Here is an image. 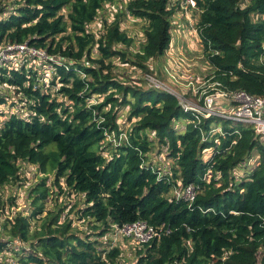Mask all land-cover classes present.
Instances as JSON below:
<instances>
[{
  "label": "trees",
  "instance_id": "trees-1",
  "mask_svg": "<svg viewBox=\"0 0 264 264\" xmlns=\"http://www.w3.org/2000/svg\"><path fill=\"white\" fill-rule=\"evenodd\" d=\"M113 1L19 0L9 11L0 0V42L27 43L63 62L54 66L49 82L54 94L36 83L31 70L0 69V87L12 88L24 105L0 111V189L20 181V163L40 175L28 188L32 209L17 211L0 225V254L13 248L11 264H117L121 249H109L97 238L114 225L144 221L168 233L135 246V264H264V147L249 127L223 124L226 135L206 163L201 151L212 144L202 142L191 123L183 132L173 128L174 122L191 121L192 114L183 112L172 95L118 80L112 72L115 59L143 75L153 73V60L170 46L171 12L168 0H131L105 18L104 6ZM196 3L213 81L225 90L264 97V24L252 20L264 15V0ZM128 17L146 22L132 59L120 49L134 43L121 27ZM97 18L102 30L94 26ZM120 108L128 109L127 119L134 123L126 133L118 124ZM150 132L154 139L149 140ZM121 134L125 141H119ZM112 135L116 144L105 154ZM154 143L158 150L167 148L172 181L148 162ZM254 152L258 166L236 181L233 170ZM175 180L197 188L191 204L167 197ZM52 189L57 195L79 194L83 207L77 215L95 232L80 237L70 220L61 224L62 209L46 212ZM42 215L41 228L31 232V221ZM15 243L23 246L16 249Z\"/></svg>",
  "mask_w": 264,
  "mask_h": 264
},
{
  "label": "built area",
  "instance_id": "built-area-1",
  "mask_svg": "<svg viewBox=\"0 0 264 264\" xmlns=\"http://www.w3.org/2000/svg\"><path fill=\"white\" fill-rule=\"evenodd\" d=\"M123 2L127 4L131 0H115L111 4H106L102 13L105 18H112L113 14L123 10L122 7L117 8L115 2ZM166 10L171 12L170 16V30L171 42L169 48L165 52L166 60L169 66L162 68L163 75L166 82L158 80L155 74V66L151 67L153 73L144 74L143 79L147 88L157 91H163L172 95L180 109L183 112L191 113V123L194 128L199 131L201 141L204 143H211L209 148L201 151L202 161L208 163L212 160L215 154L218 153L221 138L225 137L226 131L223 124H228V127H236L238 124L252 129L255 138L259 139L264 147V97L253 96L241 90H225L221 88V84L214 82V75L212 74L211 66L207 63L204 66L205 75H193L189 71L187 65L191 60L183 58V61L176 62L174 55H183L180 51V45L186 43V38L191 35L198 43L201 44L199 21L202 13L197 6L196 0H168ZM130 23H137L140 20L127 18ZM254 22H261L264 24V15L255 14L252 16ZM97 29L102 30V21L97 18L94 22ZM264 48V42H263ZM188 52L190 51L187 47ZM40 61L49 64V71L40 70L38 75V65L27 68L28 61ZM63 65L62 61L53 55H49L44 49H38L29 46L27 43L16 44L9 42H0V69L8 67L15 71L22 68L31 70L35 73L38 85H44V89L48 87V81L54 73V66ZM86 65H88L86 63ZM208 72L210 73H207ZM166 83L174 84L170 88ZM222 101L225 105H218L217 101ZM12 110V109H11ZM211 121L208 128L205 129V122ZM187 123V124H188ZM188 126V125H186ZM181 126L180 129L186 128ZM234 135L239 136V130L233 131ZM150 139H154V133H149ZM113 138L115 142V137ZM125 141L126 136L121 134L119 141ZM235 141L231 145H235ZM167 149V148H164ZM162 149L163 152L167 150ZM166 153L160 154L157 158H153L148 162L158 172L160 177H166L172 181L173 174L172 160L166 158ZM172 163V164H171ZM259 164L258 159L253 160L252 157L241 163L243 171L233 170L232 175L235 180H240L247 172L254 170ZM211 171L208 170L203 177L205 182H209ZM197 188L193 185L183 186L180 180H175V185L170 190L171 198L176 201L183 200L192 203L197 195ZM114 232L116 236L130 241L135 246H143L153 241L159 240L163 234L168 233L163 227H153L144 221H136L131 224L123 226H112L110 232ZM178 264V263H172Z\"/></svg>",
  "mask_w": 264,
  "mask_h": 264
},
{
  "label": "rangeland",
  "instance_id": "rangeland-1",
  "mask_svg": "<svg viewBox=\"0 0 264 264\" xmlns=\"http://www.w3.org/2000/svg\"><path fill=\"white\" fill-rule=\"evenodd\" d=\"M19 0H5V4L8 6V10L11 11L13 9V4ZM115 6L117 8L122 7V9L125 8L126 4L123 2L116 1ZM63 14H65L64 11H62ZM146 25V22H137V23H130L128 19L125 21V25H122V29L128 35H130L133 38V45L128 48L121 47L120 49L124 50L127 53V57L132 59L134 53H136L140 46L143 43L144 36H143V29ZM186 43L180 45L179 51L183 54L181 56H178L177 53L174 55V59L176 62H182L183 58L187 60H191L187 65L189 66V71L193 75H205V68L204 66L207 65V60L204 57L205 54L203 53L202 45L196 41V39L189 35L186 38ZM187 47L189 48V52L187 50ZM158 60H153L152 64L155 66V74L154 76L162 81L166 82L165 76L163 75L162 68L164 66L168 67L169 63L166 60L165 55L156 58ZM113 63L115 66L112 68L113 74L116 76V78L120 81L126 82L128 85H133L135 83L139 84L142 89H148L145 81L143 79V73L139 69L135 68L132 69V66L130 65H121V61H118L117 59L113 60ZM40 64L38 67L39 71L37 72L38 75H40L41 71L43 70L45 72L49 71V64L45 62L40 61H28L27 68L36 66ZM208 72V69L206 71ZM48 81V87H49ZM170 88L174 87V84L166 83ZM49 89V88H48ZM50 92L54 94L53 89L50 88ZM0 96L5 99V105L3 107H0V111H8L9 109L16 110V108L13 107L14 104H19L20 102L17 100L18 96L14 92V90L6 89L0 87ZM101 98H94L93 101H100ZM218 105H225L224 102L217 101ZM23 105V104H19ZM24 106V105H23ZM7 113V112H6ZM119 120L118 124L120 125V129L123 132H129L131 130L132 125L134 124L133 121H128V109L127 108H120L118 110ZM188 121L181 120L174 122L173 128L177 132H183L184 129H180L181 126H186ZM186 129V128H185ZM150 140V136H149ZM107 141L113 144H107ZM116 143L113 141V138H109L106 140V145H104V148L106 149L105 154L112 153L114 149V145ZM154 148L151 154H148V161L150 158H155L156 154L160 155L163 152L162 150H158L156 144L154 143ZM50 148H55L54 145H51ZM252 159L256 160L258 159V153L254 152L252 155ZM20 181L18 182H12L9 185H6L0 189V225L4 223V221L7 219V217H12L13 214L17 211L25 210L26 212L29 211V209H32L31 201L28 199V188L35 184L40 179V175L38 174L36 168L34 166L28 165L27 163H20ZM235 170L243 171V167L240 164ZM249 173V172H247ZM52 176L49 177V181H51ZM243 178V177H242ZM50 182H47L49 184ZM56 190V189H54ZM168 198H171V194L167 195ZM11 199H14L15 204H11ZM45 207L46 212H51L52 215H55L60 209H62V215H61V224L63 221H66L67 219L72 222V231L79 235L80 237H84L85 235H91L93 232L91 227L92 224L88 223L87 221H83L82 219H79V216L77 215L78 210L83 207V199L79 194H67V192H61V194L57 195L55 191H51L49 198L45 201ZM16 208V209H15ZM45 219V216L42 215L39 220L35 219V221H31V232L35 233L41 228V225L43 224V221ZM43 219V221H42ZM97 240L101 242L104 246H108L110 248H119L121 249V255L119 259L117 260V264H135L136 263V256L135 252L137 249L134 244H132L128 240H124L118 236L115 235V233L107 232L103 237H98ZM15 248H21L23 244L21 243H15ZM25 249H28L27 246H25ZM13 248H8L6 252H2L0 254V262H7L9 264L14 262L13 254L11 253ZM20 250V249H19ZM18 250V251H19ZM25 252L30 253V250H26Z\"/></svg>",
  "mask_w": 264,
  "mask_h": 264
},
{
  "label": "crops",
  "instance_id": "crops-1",
  "mask_svg": "<svg viewBox=\"0 0 264 264\" xmlns=\"http://www.w3.org/2000/svg\"><path fill=\"white\" fill-rule=\"evenodd\" d=\"M162 155H163V153H162ZM158 156H159V154H158V155L156 154V158H157ZM165 156H166V155H165ZM151 159H152V158H151ZM151 159H150V160H151ZM157 159H158V158H157ZM167 159L170 160L169 158H167ZM170 161H171V160H170ZM171 164H172V163H171ZM172 166H173V165H172Z\"/></svg>",
  "mask_w": 264,
  "mask_h": 264
}]
</instances>
